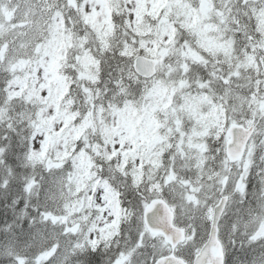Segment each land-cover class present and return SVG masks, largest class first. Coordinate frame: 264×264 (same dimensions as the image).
I'll use <instances>...</instances> for the list:
<instances>
[{
  "label": "snow or ice",
  "instance_id": "1",
  "mask_svg": "<svg viewBox=\"0 0 264 264\" xmlns=\"http://www.w3.org/2000/svg\"><path fill=\"white\" fill-rule=\"evenodd\" d=\"M0 264H264V0H0Z\"/></svg>",
  "mask_w": 264,
  "mask_h": 264
}]
</instances>
